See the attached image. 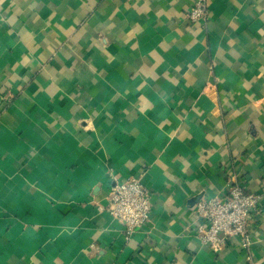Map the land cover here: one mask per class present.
Returning <instances> with one entry per match:
<instances>
[{
	"label": "crops",
	"instance_id": "obj_1",
	"mask_svg": "<svg viewBox=\"0 0 264 264\" xmlns=\"http://www.w3.org/2000/svg\"><path fill=\"white\" fill-rule=\"evenodd\" d=\"M0 0V264H264V0ZM139 178L149 221L100 212ZM230 184L252 243L188 226Z\"/></svg>",
	"mask_w": 264,
	"mask_h": 264
},
{
	"label": "built area",
	"instance_id": "obj_2",
	"mask_svg": "<svg viewBox=\"0 0 264 264\" xmlns=\"http://www.w3.org/2000/svg\"><path fill=\"white\" fill-rule=\"evenodd\" d=\"M206 17L204 0H196L186 13L191 22L204 21ZM260 201V194L239 184H230L223 196L202 197L196 202L188 228L193 237L215 253L232 241L242 249H249L252 237L248 225L253 212L258 211ZM106 202L97 205V209L119 220L127 235L149 221L152 211L150 192L139 178L114 179Z\"/></svg>",
	"mask_w": 264,
	"mask_h": 264
}]
</instances>
